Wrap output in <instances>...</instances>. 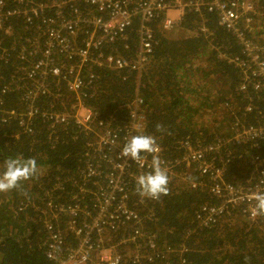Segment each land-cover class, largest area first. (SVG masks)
Masks as SVG:
<instances>
[{
  "label": "trees",
  "instance_id": "1",
  "mask_svg": "<svg viewBox=\"0 0 264 264\" xmlns=\"http://www.w3.org/2000/svg\"><path fill=\"white\" fill-rule=\"evenodd\" d=\"M0 1L6 13H13L0 31V172L9 158H34L38 165L35 177L18 189L0 193V264H54L46 257V224L56 223L47 204L58 208L72 203L83 183L87 154L94 152L89 145L99 124L123 134L136 100L142 101L139 111L145 118L140 134L156 138L163 150L161 160L170 169L169 194L139 204L136 183L129 182L128 199L154 239L152 252L157 255L149 263L147 259L135 262L134 246L127 243L118 250L121 264H245V257L250 264H264V218L250 221L246 206L238 205L209 223L199 221L204 207L220 202L210 192L209 176L187 172L182 164L187 148L212 149L209 160L229 185H244L251 173L256 178L264 175V138L232 142L240 128L264 127V90L254 91L251 85L241 88L243 74L230 63L243 57L241 46L216 13L204 8L198 17L185 11L179 26L169 33L161 29L163 17L157 19L153 50L140 72L99 68L90 62L75 69L90 82L84 79L81 94H72L62 84L55 85L48 71L53 79L44 93L35 88L42 72L36 69L40 61L36 50L46 45L49 31L44 17L60 14L72 20L99 14L81 0ZM125 1L132 8L146 0ZM254 2L260 31L252 36L253 42L264 44V0ZM30 6L41 8L42 14L25 24L23 13ZM132 21L124 40L94 50L92 58L112 56L136 63L140 18ZM88 32L87 25L81 24L78 46ZM73 65L61 56L56 64L64 66L62 77ZM76 99L94 114L90 131L75 123ZM157 125L162 129L157 130ZM124 225L111 233L115 240L131 231L130 224ZM64 228L60 219L58 230L69 241Z\"/></svg>",
  "mask_w": 264,
  "mask_h": 264
},
{
  "label": "built area",
  "instance_id": "2",
  "mask_svg": "<svg viewBox=\"0 0 264 264\" xmlns=\"http://www.w3.org/2000/svg\"><path fill=\"white\" fill-rule=\"evenodd\" d=\"M81 1L95 8L99 15L89 13L87 19L77 15L72 20H66L60 14L44 17L49 31H47L46 45L39 46L36 50V55L40 57L36 69L42 71L36 90L40 89L45 93L49 86L48 80L50 79L51 82L54 78L55 85L62 84L67 92L81 94L86 87L84 79L90 82V77L83 78L75 69H82L90 62L99 68L108 67L117 71L130 69L140 72L153 50L152 45L157 34L153 27L154 22L163 17L161 29L169 33L179 26L185 11L193 12L199 17L204 8L217 14L220 24L241 46L243 57L230 61L243 74L244 85L241 88L251 85L254 91L264 90V44L256 42L254 44L252 37L255 32L260 31L256 21L254 0H208V2L146 0L132 8H128V2L125 0ZM18 2L24 3L25 0H18ZM4 6V3L0 1V31L4 29L6 18L13 14L6 13ZM55 7L59 8L58 5ZM173 13L175 18L172 17ZM23 14L25 24H31L32 20L40 19L42 10L30 6ZM135 16L140 18L138 30L140 54L137 62L130 64L112 56L98 57L94 60L92 58L94 50L125 39V33L132 26V19ZM56 23L58 27L52 28L51 26ZM83 23L87 25L89 32L82 46H78L76 40ZM60 56L74 62V67L63 77L64 66H56ZM48 71L53 78L47 76ZM253 80L256 81L253 82ZM58 96L61 95H55V98ZM140 105H142L140 100L133 102L129 123L123 134L99 124L98 131L94 133L95 139L89 145L94 152L92 155L87 154L81 173L83 183L79 187L78 194L72 198V203L59 205L58 208L51 203L47 204L51 221L56 220V223L46 224V257L54 264H121L118 250L121 245L127 243L134 246L131 254L135 262L147 259L146 262L149 263L156 257L157 253L152 252L154 239L145 232L144 220L141 222L138 211L128 199V184L132 181L136 183L139 175L149 172L153 155H159L161 159L163 150L157 147L155 153L142 155V159L137 162L129 160L125 163L118 156L120 147L132 135H139L144 128L145 118L139 111ZM75 108V123L82 130L90 131L95 119L93 112L85 107ZM262 138H264V127L240 128L236 130L232 142L235 144L249 140L257 142ZM187 150V154L182 159L186 171L207 174L205 177L209 176L210 192L220 202H216L214 207H204L198 217L199 221L201 218L203 222L209 223L213 217H218L226 209H233L238 205L246 206L248 220L254 221L258 218L251 216L254 205L253 194L264 192V175L261 174L256 178L254 173H251L244 185H229L223 180L216 163L209 160L208 155L212 149L187 148ZM162 166L167 173H170L169 167L164 162ZM254 180H256L255 183H253ZM83 199L87 201L85 204ZM138 199L139 204L146 203L147 200L140 196ZM60 219L64 220V234L69 241H66L62 231L58 230ZM124 223L132 226L131 231L115 240L111 233L125 226ZM143 251H146L145 255H142Z\"/></svg>",
  "mask_w": 264,
  "mask_h": 264
},
{
  "label": "clouds",
  "instance_id": "3",
  "mask_svg": "<svg viewBox=\"0 0 264 264\" xmlns=\"http://www.w3.org/2000/svg\"><path fill=\"white\" fill-rule=\"evenodd\" d=\"M157 130L162 126L157 125ZM157 149L156 138L152 135H132L121 147L118 153L120 160L128 163L129 160L137 162L142 159V154H153ZM159 155H153L151 170L139 175L136 179L135 192L138 196L158 200L169 194V176ZM38 174V165L34 158H9L4 161L3 171L0 172V193L18 189L22 182ZM254 205L251 211L253 218H264V192L253 194ZM245 264H250L248 257L244 258Z\"/></svg>",
  "mask_w": 264,
  "mask_h": 264
},
{
  "label": "rangeland",
  "instance_id": "4",
  "mask_svg": "<svg viewBox=\"0 0 264 264\" xmlns=\"http://www.w3.org/2000/svg\"><path fill=\"white\" fill-rule=\"evenodd\" d=\"M172 17L175 18V14H174V13L172 14ZM174 30H175V29H174ZM174 30H173V31H174ZM173 31H171V32H173ZM74 107H77V109H78V107L81 108V107H84V106L80 103V100L76 99L73 108H74ZM87 109H88V108H87ZM77 113H78V112H77Z\"/></svg>",
  "mask_w": 264,
  "mask_h": 264
}]
</instances>
